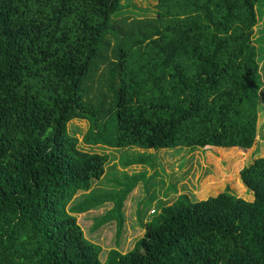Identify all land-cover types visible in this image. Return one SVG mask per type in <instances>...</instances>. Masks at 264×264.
Returning a JSON list of instances; mask_svg holds the SVG:
<instances>
[{
	"label": "trees",
	"instance_id": "1",
	"mask_svg": "<svg viewBox=\"0 0 264 264\" xmlns=\"http://www.w3.org/2000/svg\"><path fill=\"white\" fill-rule=\"evenodd\" d=\"M260 3L158 0L156 17L131 20L122 0H0V264H264V157L240 172L252 199L180 195L103 262L76 215L113 202L94 229L114 219L120 235L124 201L148 179L95 191L110 156L67 130L87 120L84 142L113 149L251 148Z\"/></svg>",
	"mask_w": 264,
	"mask_h": 264
},
{
	"label": "rangeland",
	"instance_id": "2",
	"mask_svg": "<svg viewBox=\"0 0 264 264\" xmlns=\"http://www.w3.org/2000/svg\"><path fill=\"white\" fill-rule=\"evenodd\" d=\"M124 6L121 18H154L157 15L158 0H122ZM258 23L253 41L260 55V67L263 75V87L260 93L258 133L254 145L240 148H195L142 150L138 148L113 149L102 146H90L84 142L90 123L87 120L74 119L67 130L79 141L83 151L108 154L110 156L105 175L96 181L92 188L98 192L116 190L118 181H124L125 175L144 173L148 179L141 181L127 196L122 208L124 224L119 235L116 220H110L94 229L96 221L113 207L106 202L98 209L76 215L85 236L100 245L101 260L104 262L111 249L122 253L132 250L135 243L145 233L144 225L161 214V205L173 204L180 195H187L191 201H202L218 194L230 191L247 200L252 199L243 185L240 172L256 159L264 157V0L257 6ZM140 154L152 155L155 167L148 165L123 166L124 160H132ZM79 193L76 197H79ZM155 211V214L153 212Z\"/></svg>",
	"mask_w": 264,
	"mask_h": 264
},
{
	"label": "crops",
	"instance_id": "3",
	"mask_svg": "<svg viewBox=\"0 0 264 264\" xmlns=\"http://www.w3.org/2000/svg\"><path fill=\"white\" fill-rule=\"evenodd\" d=\"M263 29H264V25H263V27H262Z\"/></svg>",
	"mask_w": 264,
	"mask_h": 264
},
{
	"label": "built area",
	"instance_id": "4",
	"mask_svg": "<svg viewBox=\"0 0 264 264\" xmlns=\"http://www.w3.org/2000/svg\"><path fill=\"white\" fill-rule=\"evenodd\" d=\"M153 212H154V210H153Z\"/></svg>",
	"mask_w": 264,
	"mask_h": 264
}]
</instances>
